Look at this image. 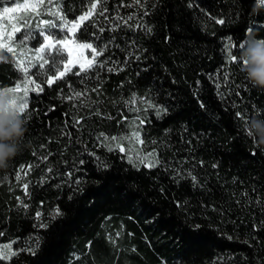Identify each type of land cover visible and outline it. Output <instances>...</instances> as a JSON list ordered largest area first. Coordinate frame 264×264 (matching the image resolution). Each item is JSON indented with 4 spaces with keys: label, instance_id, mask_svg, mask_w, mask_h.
I'll list each match as a JSON object with an SVG mask.
<instances>
[{
    "label": "trees",
    "instance_id": "obj_1",
    "mask_svg": "<svg viewBox=\"0 0 264 264\" xmlns=\"http://www.w3.org/2000/svg\"><path fill=\"white\" fill-rule=\"evenodd\" d=\"M254 2L98 5L74 37L104 47L97 59L111 63L30 92L21 150L0 169V244L18 252L10 264H264V147L237 116L264 117V89L229 64L226 49L229 38L238 49L248 29L264 37ZM91 3L63 0L66 20ZM55 71L39 69L40 80ZM23 80L9 53L0 87ZM137 131L155 167L137 159Z\"/></svg>",
    "mask_w": 264,
    "mask_h": 264
},
{
    "label": "snow or ice",
    "instance_id": "obj_2",
    "mask_svg": "<svg viewBox=\"0 0 264 264\" xmlns=\"http://www.w3.org/2000/svg\"><path fill=\"white\" fill-rule=\"evenodd\" d=\"M14 0H0V3H7L12 4ZM103 0H97L96 3H91V0H89V3H91V7L88 11L84 12L83 15L79 16L77 21L69 22L66 20L64 9H63V0H48V8L51 10V7L55 3L60 4V8L57 11H50L43 13L44 15L50 14L53 18H57L59 21H61L58 24L53 23L51 19L49 20H40V27L34 28L31 25L25 23L23 28L13 26L12 32H5L2 30V26H0V61H6L8 59V54H12L13 56L16 55V49L13 47V41L16 34H20L23 39L21 41L22 44H28L32 40L36 38V33L39 32V34L42 36L44 43H41L39 47L35 49L37 60H40L42 62L40 63H32L29 66H24L23 61H16V64L19 68V71L24 74V80H23V86L21 83H16L14 86L8 87V91L13 93L19 100V109L21 114L26 117L30 115L29 112V95L30 92H36V93H43L44 88L41 87V84L47 83V85L50 87L52 86L56 81L62 80L66 77L67 74L73 73L75 75H81L86 72H91L94 68L97 67H103L105 63H111V61H102L98 60L97 58L102 57L105 54V48L94 46L93 43H76L75 40H69L67 39L68 34L72 33L73 35H76L78 31H83V22L89 20V18L93 17L94 14L98 12V5L101 4ZM137 3L140 2V0H136ZM45 5V0H37L36 3L29 5L28 3L25 4H16L14 7H4L2 12H0V17L5 16L8 13H13L17 11V9L24 8L29 9L31 8L37 16L41 15V7ZM99 15L103 16L104 13L102 11L99 12ZM133 17L129 16L128 20H132ZM219 23L223 24L224 21H218ZM124 23H127V21H124ZM70 24V26H69ZM59 28V31L64 34L65 39H57L56 33L53 32V29ZM257 29L264 28V25H255ZM99 31L103 32L104 29L100 28ZM45 33H48L47 35ZM77 39L79 37L77 36ZM241 46V43L238 45V49ZM90 49L92 53V58L87 59L84 57L83 52L80 51L79 55L75 56L73 55L74 50H85ZM227 54L229 57V64L231 63H239L238 60V54H234V49H237V45L231 43V38H229V43L226 44ZM237 49V51H238ZM64 50H67V61L63 63V71H59L60 63L64 61ZM43 53V55H42ZM47 56V59L44 57ZM79 65V71L74 72V67L76 65ZM51 67V69H56L55 74L48 75L45 77V80H40V72L37 71V69L44 70L46 69V66ZM123 70V69H120ZM107 71L112 72L114 69L108 68ZM217 81L221 79L219 73L217 74L216 78ZM37 80H40V83H37ZM223 82L224 85L229 87L230 91L229 94H231V87L232 81L230 78V73L225 72L223 76ZM28 85H35L33 88H29ZM216 88L218 90V94L223 96V93H221L219 90L221 89V84L219 82L216 83ZM93 91H98V89H93ZM81 95V93H76L75 97H70V99L77 98ZM132 103H135V97L133 98ZM54 110V109H52ZM157 114H160V110L157 111ZM237 116L239 119L244 120V123L247 121V116L243 113H237ZM77 124L80 123V120L76 121ZM140 124H144V120L139 121ZM246 131V130H245ZM246 134L252 138L255 139L254 136L251 135L250 131H246ZM141 132L137 131L134 133V136L140 141V144L143 145L144 141L141 139ZM101 136L108 140L109 137H107L105 134L101 133ZM117 137H111L112 141H117ZM121 141L128 139L127 137H121L119 138ZM116 147L119 149L120 152H125L124 147L120 145V143L116 144ZM113 148H109V151H112ZM154 153H148V156H153ZM47 159V157H45ZM139 159V162L141 165H143V157L137 158ZM83 163V161H81ZM149 168L155 167V163H148L145 165ZM51 171V169H49ZM19 179V176H18ZM195 179V178H193ZM25 188H27V185H25ZM59 212V210H57ZM37 216H40V213H37ZM42 227H46L42 225ZM2 235V233H0ZM15 242H9L4 243L0 245V262H9L12 260V258L16 257L18 255V252L14 250L13 244ZM28 251L31 253L33 250L30 248Z\"/></svg>",
    "mask_w": 264,
    "mask_h": 264
},
{
    "label": "clouds",
    "instance_id": "obj_3",
    "mask_svg": "<svg viewBox=\"0 0 264 264\" xmlns=\"http://www.w3.org/2000/svg\"><path fill=\"white\" fill-rule=\"evenodd\" d=\"M253 14L264 10V0H255ZM240 71L254 88L264 89V37H258L253 29L247 30L246 38L238 49ZM19 100L8 87H0V169H6L21 150L27 121L19 109ZM246 131L254 136V143L264 147V117L260 110L247 118Z\"/></svg>",
    "mask_w": 264,
    "mask_h": 264
},
{
    "label": "rangeland",
    "instance_id": "obj_4",
    "mask_svg": "<svg viewBox=\"0 0 264 264\" xmlns=\"http://www.w3.org/2000/svg\"><path fill=\"white\" fill-rule=\"evenodd\" d=\"M37 0H22L21 2L18 3H12L10 5H4V6H0V12H2L4 7H14L16 4H25L28 3L29 5L36 3ZM59 9L58 3H55L52 5L51 10L48 8V0H45V5H43L40 9L41 11V15L37 16L36 13L31 9H24V8H20L17 9V11L13 12V13H8L3 17H0V26H2V30L5 32H12V28L13 26L16 27H21L23 28L24 24L27 23L29 25H31L34 28H38L40 27V20L44 19V20H49L51 19L52 21H54L55 24H58L56 20H58L57 18H53L50 14L48 15H44L43 13L45 12H50V11H57ZM79 18V17H78ZM78 18H76L75 20L69 21V22H73V21H77ZM68 21V20H67ZM61 21H59L60 23ZM70 26V24H69ZM55 30H57V34L61 35L62 38L60 39H65V36L63 33H61L59 31V28H55ZM47 35V33H45ZM39 37L41 39V43H44L42 36L39 34V32L36 33V38ZM35 38V39H36ZM23 37L20 34H16V36L14 37V41H13V47L16 49V55L14 56L16 61H23L24 62V66H29L32 63H40L42 61L37 60V55L35 52V49L37 47H39V44L34 45V40H32L30 43L28 44H22ZM67 39L69 40H75L76 43H87V42H80L78 40L75 39L74 35L72 33L68 34ZM80 51L83 52L84 57H86L87 59H91L92 58V53L90 49H85V50H74L73 55L74 57L79 55ZM64 54H66L67 56V50H64ZM43 55V53H42ZM45 59L47 58V56L44 57ZM68 57L66 58L65 62L67 61ZM74 68H78L79 69V65L77 64ZM63 66L59 71H63ZM37 71H39V69H37ZM38 83V82H37ZM23 86V82L21 83ZM29 88H33L35 87V85H28ZM135 137V136H134ZM132 149H134V151L136 152V155H138L139 157H143V162L146 163V165L148 163H150V160L152 159L151 156H148V152H146L143 148V150L139 151V148L141 147L140 141L135 137L134 141H131L130 143ZM122 147H124V145H121ZM4 244V243H2ZM0 244V245H2Z\"/></svg>",
    "mask_w": 264,
    "mask_h": 264
}]
</instances>
